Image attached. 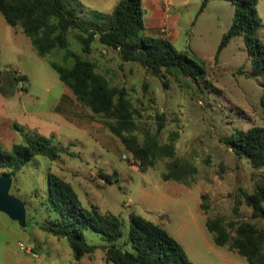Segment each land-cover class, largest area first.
<instances>
[{
	"label": "rangeland",
	"instance_id": "rangeland-1",
	"mask_svg": "<svg viewBox=\"0 0 264 264\" xmlns=\"http://www.w3.org/2000/svg\"><path fill=\"white\" fill-rule=\"evenodd\" d=\"M204 1L190 0L180 36L173 41L178 51L205 60L207 73L197 82L156 77L138 63L122 62L115 51L97 41L86 55L96 61L97 71L111 84L127 89L139 110L138 133L154 132L160 114L165 118L161 143L178 131L175 156L197 169L181 182L162 178L172 158L140 172L99 116L71 101L73 93L48 58L38 55L22 30L8 25L0 13V146L10 149L28 136L40 135L60 150L56 161L34 156L12 177L9 192L23 202L26 220L21 225L0 212V264L73 263L66 239L36 224L44 220L37 208L48 193L47 172L70 182L83 205H95L125 221L124 235L117 244L125 241L129 214L135 213L163 226L193 264H248L241 255L216 246L205 221L249 220L264 229V220L253 217L244 201V193L264 185V167L254 168L223 142L235 130L264 127V87L260 79L248 76L252 64L244 35L234 37L215 57L224 33L232 26L235 6L228 0H207L202 6ZM262 1L259 10L264 24ZM87 16L93 17L91 13ZM259 36L264 42V26ZM70 47L82 53L72 36ZM62 55L61 50L50 57L61 62ZM13 75H25L27 80L15 83ZM84 236L99 248L85 255L81 264H113L105 260L100 246L107 242L99 233L85 230ZM20 243L30 250H20ZM124 247L134 251L130 244Z\"/></svg>",
	"mask_w": 264,
	"mask_h": 264
},
{
	"label": "trees",
	"instance_id": "trees-1",
	"mask_svg": "<svg viewBox=\"0 0 264 264\" xmlns=\"http://www.w3.org/2000/svg\"><path fill=\"white\" fill-rule=\"evenodd\" d=\"M228 1L235 6L234 19L215 57L234 37L244 35L252 64L248 76L260 79L264 87V42L259 36L263 22L257 10L258 0ZM0 13L8 25L22 30L38 55L48 58L59 79L120 140L140 172L154 167L159 160L172 158L165 164L164 181L181 182L196 173L191 162L175 156L177 130L170 133L168 142H160L164 115L157 116L154 132L145 129L138 133L139 110L129 99L127 89L111 84L97 71L96 61L86 57L97 41L105 49L115 51L122 62L138 63L156 77L189 78L196 82L203 78L207 73L205 60L188 51H178L167 38L145 32L143 0H118L110 14L93 17L84 14L79 0H0ZM70 36L82 53L70 47ZM61 50V62L50 57ZM13 79L18 83L27 77L13 75ZM223 142L254 168L264 167V127L235 130ZM59 152L40 135L28 136L10 149L0 146V175L16 176L37 155L56 161ZM46 176L48 193L41 197L37 208L43 212L44 220L36 224L55 237L66 239L73 253L72 264H81L85 255L99 248L86 241L85 230L99 233L107 242L100 248L105 260L113 264H193L183 246L163 226L139 214H129L126 239L117 244L126 225L120 216L101 212L95 205H83L70 182L53 172ZM244 201L251 207L253 217L264 220V185L244 193ZM205 226L216 246L241 255L248 264H264V229L257 223L246 220L225 224L219 218H208ZM127 244L133 252L125 249Z\"/></svg>",
	"mask_w": 264,
	"mask_h": 264
},
{
	"label": "crops",
	"instance_id": "crops-1",
	"mask_svg": "<svg viewBox=\"0 0 264 264\" xmlns=\"http://www.w3.org/2000/svg\"><path fill=\"white\" fill-rule=\"evenodd\" d=\"M83 5L84 14H110L118 0H79ZM262 0H258L257 10L262 20L259 7ZM190 0H173L172 8L167 11L162 0H143L145 32L162 36L172 43L180 36L184 16L188 15L187 8ZM186 12V13H185ZM263 22V20H262ZM264 26V24H263ZM71 101L81 105L74 96ZM76 105V104H75Z\"/></svg>",
	"mask_w": 264,
	"mask_h": 264
},
{
	"label": "water",
	"instance_id": "water-1",
	"mask_svg": "<svg viewBox=\"0 0 264 264\" xmlns=\"http://www.w3.org/2000/svg\"><path fill=\"white\" fill-rule=\"evenodd\" d=\"M12 178L8 174L0 175V212L5 213L12 220L25 225L26 210L23 202L10 194Z\"/></svg>",
	"mask_w": 264,
	"mask_h": 264
},
{
	"label": "built area",
	"instance_id": "built-area-1",
	"mask_svg": "<svg viewBox=\"0 0 264 264\" xmlns=\"http://www.w3.org/2000/svg\"><path fill=\"white\" fill-rule=\"evenodd\" d=\"M162 3L167 11H169L173 6V0H162ZM20 250L29 251L22 243L19 244Z\"/></svg>",
	"mask_w": 264,
	"mask_h": 264
}]
</instances>
